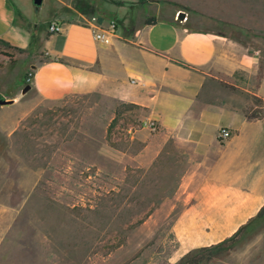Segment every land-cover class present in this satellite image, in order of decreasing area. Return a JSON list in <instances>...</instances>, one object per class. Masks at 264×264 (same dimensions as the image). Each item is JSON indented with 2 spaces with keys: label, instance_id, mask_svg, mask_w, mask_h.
<instances>
[{
  "label": "rangeland",
  "instance_id": "374dc122",
  "mask_svg": "<svg viewBox=\"0 0 264 264\" xmlns=\"http://www.w3.org/2000/svg\"><path fill=\"white\" fill-rule=\"evenodd\" d=\"M9 1L38 52L55 19L104 25L119 19L136 30L146 18L173 17L179 6L175 0ZM206 2L205 12L186 6L187 27L248 48L250 78L239 83L248 91L222 85L244 95L249 114H264L263 97L255 95L264 83V0ZM31 49L0 42V94L7 101L0 103V264H176L172 227L186 206L180 173L132 163L137 145L130 129L141 126L145 111L97 92L59 101L40 98L32 86L24 92L31 65L42 60ZM203 98L223 96L209 88ZM202 264H264V215L242 230L233 249Z\"/></svg>",
  "mask_w": 264,
  "mask_h": 264
},
{
  "label": "crops",
  "instance_id": "0c3cea01",
  "mask_svg": "<svg viewBox=\"0 0 264 264\" xmlns=\"http://www.w3.org/2000/svg\"><path fill=\"white\" fill-rule=\"evenodd\" d=\"M174 2L179 6L173 17L156 18L153 24L146 18L129 37L121 28L108 45L94 39L90 23L66 17L60 21L62 31H48L38 52L31 49L29 32L17 24L14 6L0 0V39L30 48L42 59L31 65V86L40 98L59 101L97 92L145 111L141 126L130 132L137 145L132 163L162 164L179 172V196L186 201L172 227L178 243L172 262L232 236L264 207V114L249 118V101L222 85L248 91L239 84L250 78L248 48L177 19L188 5L208 11L206 0ZM258 69L253 65L254 76ZM263 87L255 95L264 100ZM209 88L223 99H204ZM151 120L156 130L144 125ZM221 128L230 135L219 137Z\"/></svg>",
  "mask_w": 264,
  "mask_h": 264
},
{
  "label": "trees",
  "instance_id": "16d2710c",
  "mask_svg": "<svg viewBox=\"0 0 264 264\" xmlns=\"http://www.w3.org/2000/svg\"><path fill=\"white\" fill-rule=\"evenodd\" d=\"M184 8H186V7L183 6L182 9H184ZM116 22H117V25H119L124 30L125 36L129 37L133 34L134 30L130 27V25H124L122 20H119V19ZM155 22H157V19L154 17L147 18L145 20L146 24H153ZM0 42H3L8 47H11L14 49L24 50V49L19 48V47H14L2 39H0ZM247 116L249 118H252L256 115H251L247 111ZM263 215H264V207L260 210V212L258 213V215L255 218L251 219L247 224L240 227L239 230L236 233H234L232 236L224 239L223 241H221L219 243L193 249V250L189 251L188 253H186L185 255H183L178 260V262L176 264H202L205 261H211L212 259L216 258L220 254H222L228 250L233 249L235 244L237 243L238 236L242 232V230L244 228H246L252 221L262 217Z\"/></svg>",
  "mask_w": 264,
  "mask_h": 264
},
{
  "label": "built area",
  "instance_id": "2783aa9c",
  "mask_svg": "<svg viewBox=\"0 0 264 264\" xmlns=\"http://www.w3.org/2000/svg\"><path fill=\"white\" fill-rule=\"evenodd\" d=\"M88 23L93 27V36L94 39L103 45H108L112 43L113 39L117 36V22L112 20L108 23V25H104L102 23H98L97 20H89ZM62 31V24L59 20H52L49 24V33L56 34ZM33 78V73H30L28 79L31 81ZM133 82H136L133 79ZM144 125L148 126L151 130L157 129V123L154 120L144 123ZM132 128L130 129V132ZM230 132L227 128H221L219 131V137L224 138L228 137Z\"/></svg>",
  "mask_w": 264,
  "mask_h": 264
},
{
  "label": "water",
  "instance_id": "95a60500",
  "mask_svg": "<svg viewBox=\"0 0 264 264\" xmlns=\"http://www.w3.org/2000/svg\"><path fill=\"white\" fill-rule=\"evenodd\" d=\"M36 4H41L42 3V0H34ZM187 17V13L184 11V10H180L179 13H178V17L177 19L183 21L185 20ZM31 88V85H27L25 88H24V92H26L27 90H29ZM7 102L5 99H3L1 97V94H0V103H5Z\"/></svg>",
  "mask_w": 264,
  "mask_h": 264
}]
</instances>
